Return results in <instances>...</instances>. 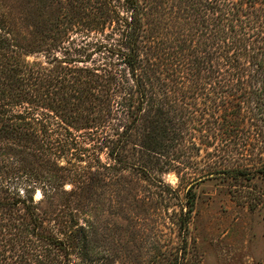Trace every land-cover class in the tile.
<instances>
[{"label": "trees", "instance_id": "obj_1", "mask_svg": "<svg viewBox=\"0 0 264 264\" xmlns=\"http://www.w3.org/2000/svg\"><path fill=\"white\" fill-rule=\"evenodd\" d=\"M56 2L58 22L49 41L39 45L47 46L42 49L46 65L25 59L41 51L20 45L6 19L1 151L12 150L20 161H36L44 170L52 157V165L59 167L60 157L73 155L79 136L85 135L92 146L110 141L108 154L117 155L116 148H123L135 126L141 128V148L157 156L164 155L165 141L186 153L193 149L192 138L212 143L213 154L237 155L238 148L222 147L223 141L240 134L262 136L264 0ZM35 28L32 24L31 36ZM66 39L67 46H61ZM240 121L254 130L237 133ZM81 130L86 133L75 134ZM116 141L123 144L116 146ZM243 169L264 178V164L226 171L239 174ZM45 171L30 173L26 199L0 180V264H68L75 248L79 255L86 253L81 226L67 231V224L57 221L56 233L36 213L31 195L36 181L50 191L63 180L57 171Z\"/></svg>", "mask_w": 264, "mask_h": 264}, {"label": "rangeland", "instance_id": "obj_2", "mask_svg": "<svg viewBox=\"0 0 264 264\" xmlns=\"http://www.w3.org/2000/svg\"><path fill=\"white\" fill-rule=\"evenodd\" d=\"M57 8L56 0H0V80L6 19L20 45L41 51L25 59L46 65L42 49L47 46L39 45L49 41ZM32 24L36 25L33 36ZM61 46H67V39ZM55 52L61 54V48ZM237 127V133L254 130L247 121ZM137 129L141 128L132 129L123 148H116L117 155L108 154L110 141L92 146L85 135L79 136L77 151L60 157L59 167L52 165L53 157L44 164L63 180L54 182L50 191L41 182L34 183L35 211L46 217L45 226L56 233L57 221L67 224V231L70 226L84 229L86 253L79 255L75 248L68 264H264V178L252 170L226 171L231 166L253 169L264 164V129L258 139L240 134L234 141H223L222 147L238 148L237 155L213 154L212 143L192 138L193 149L184 154L163 141L168 147L162 156L141 148ZM82 131L75 134L86 133ZM11 151L0 148V180L26 199L32 189L26 190L30 173L46 171L36 161H20ZM210 167L216 173H209ZM192 178L196 179L191 182ZM16 208L21 213L23 204Z\"/></svg>", "mask_w": 264, "mask_h": 264}]
</instances>
